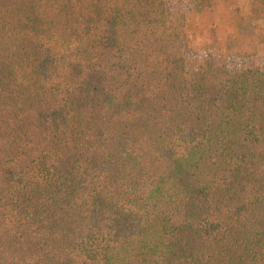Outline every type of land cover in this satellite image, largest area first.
I'll list each match as a JSON object with an SVG mask.
<instances>
[{
    "label": "trees",
    "instance_id": "obj_1",
    "mask_svg": "<svg viewBox=\"0 0 264 264\" xmlns=\"http://www.w3.org/2000/svg\"><path fill=\"white\" fill-rule=\"evenodd\" d=\"M194 11L261 53L264 0ZM181 38L167 0H0V264H264V70Z\"/></svg>",
    "mask_w": 264,
    "mask_h": 264
},
{
    "label": "rangeland",
    "instance_id": "obj_2",
    "mask_svg": "<svg viewBox=\"0 0 264 264\" xmlns=\"http://www.w3.org/2000/svg\"><path fill=\"white\" fill-rule=\"evenodd\" d=\"M171 26L181 34L189 70H197L208 61L223 63L231 69L264 70V47L256 57L242 58L227 55L225 47L230 32L236 30L239 18L236 13H227L216 18L198 17L194 11L195 0H167ZM185 27H181V16Z\"/></svg>",
    "mask_w": 264,
    "mask_h": 264
}]
</instances>
